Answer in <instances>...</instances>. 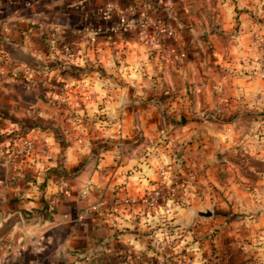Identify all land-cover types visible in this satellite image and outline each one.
<instances>
[{"label": "crops", "instance_id": "obj_1", "mask_svg": "<svg viewBox=\"0 0 264 264\" xmlns=\"http://www.w3.org/2000/svg\"><path fill=\"white\" fill-rule=\"evenodd\" d=\"M109 2L172 33L114 30ZM258 29L264 0H0V224L24 217L0 237V264H120L132 251L156 264L154 237L177 230L171 262L264 264V169L244 166L264 160ZM26 138L48 157L16 153ZM164 163L171 211L147 217L132 198ZM206 206L214 216L171 227Z\"/></svg>", "mask_w": 264, "mask_h": 264}, {"label": "built area", "instance_id": "obj_2", "mask_svg": "<svg viewBox=\"0 0 264 264\" xmlns=\"http://www.w3.org/2000/svg\"><path fill=\"white\" fill-rule=\"evenodd\" d=\"M102 14L106 20H117V23L113 24L112 29L123 28L131 29L137 26L143 35H148L151 32L156 33V39H161L164 36L170 35L172 33V27L167 25L162 21V19L147 13H136L133 16H128L127 13L120 9L114 3H107L102 8ZM97 33V29L92 32V37ZM251 42L254 46L264 50V32L260 29L253 30L251 35ZM65 51L69 58L75 57V49L72 44H68L65 47ZM251 57H247L246 61L251 62ZM264 76V72L261 73ZM76 139L82 141V138L75 137ZM35 149L39 152L40 159L43 157H48L49 146L46 143L40 142L35 138H26L23 140V145L20 151L16 153H24V155H32ZM159 176L155 181L154 186L146 188L145 191L138 197L132 198L134 202H140L148 211L147 217L149 215L157 216L159 211L162 210L164 213H169L172 207V201L170 196H168V182L167 179L173 175V172L169 168L167 163L161 165L158 169ZM185 242V236L180 231H175L169 238L164 237V235H159L154 237V248L155 254L157 255L156 264H196L193 260L177 259L176 261L170 260V249H175L179 245ZM135 259L132 254H127L120 264H136Z\"/></svg>", "mask_w": 264, "mask_h": 264}, {"label": "water", "instance_id": "obj_3", "mask_svg": "<svg viewBox=\"0 0 264 264\" xmlns=\"http://www.w3.org/2000/svg\"><path fill=\"white\" fill-rule=\"evenodd\" d=\"M30 70H34L37 72H41L43 68L42 60L39 57L35 58V61L29 66ZM214 207H204L201 209H192L189 221H184L183 219L177 220L171 227L175 226H189L195 219V217L207 218L214 216ZM12 228L18 230L19 228H24V217L21 211H15L10 214L6 219H2V223L0 224V237L3 236L6 232L10 231Z\"/></svg>", "mask_w": 264, "mask_h": 264}, {"label": "trees", "instance_id": "obj_4", "mask_svg": "<svg viewBox=\"0 0 264 264\" xmlns=\"http://www.w3.org/2000/svg\"><path fill=\"white\" fill-rule=\"evenodd\" d=\"M63 65L64 64H67V62H64V63H62ZM179 122H181V121H179ZM3 134H0V137L2 136ZM13 139V133L11 134V140ZM252 162L253 163H255V164H259V162H261L263 165H264V160L263 159H258V160H256V159H254V160H252ZM259 169H264V168H260L259 167ZM64 171V169L62 168V167H60V165H57V166H53V167H50L49 169H47L46 170V173H45V175H44V178H43V181L40 183V187L41 188H46L47 187V184L48 183H50V180H53V179H55V178H57V177H59V176H61V174H64V173H62ZM57 173V174H56ZM40 200H41V206H39L38 208H37V212L39 213V212H41V211H43L45 208H47L48 206H49V201H48V199H45L44 197H41L40 198ZM175 228H170L169 227V230L170 231H173ZM139 257H140V255H138ZM138 262V261H137ZM139 263V262H138Z\"/></svg>", "mask_w": 264, "mask_h": 264}, {"label": "rangeland", "instance_id": "obj_5", "mask_svg": "<svg viewBox=\"0 0 264 264\" xmlns=\"http://www.w3.org/2000/svg\"><path fill=\"white\" fill-rule=\"evenodd\" d=\"M244 166H245V168H250V164H252V161H251V159L250 160H247L246 162H244ZM255 164V163H254ZM254 166H256V167H260V168H264V165L261 163V162H259V164H256V165H254ZM202 208H204V207H202ZM214 210L216 211V208L214 207ZM131 254L133 255V258H134V256H135V254H138V253H136V252H134V251H132L131 252ZM135 259V258H134ZM136 261V260H135ZM136 263V262H135Z\"/></svg>", "mask_w": 264, "mask_h": 264}]
</instances>
